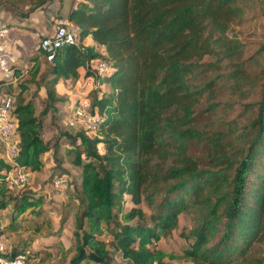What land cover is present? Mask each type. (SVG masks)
Returning <instances> with one entry per match:
<instances>
[{
  "label": "trees",
  "instance_id": "obj_1",
  "mask_svg": "<svg viewBox=\"0 0 264 264\" xmlns=\"http://www.w3.org/2000/svg\"><path fill=\"white\" fill-rule=\"evenodd\" d=\"M54 1L61 3L0 0V10L25 18ZM71 2L66 19L80 42L58 49L52 62L37 50L11 94L19 143L13 165L0 145V210L13 201L3 172L39 173L50 153L56 178L67 182L65 163L78 170L71 184L79 207L77 253L70 264H113L116 255L114 264H171L176 257L157 245L182 214L192 227L181 259L263 264L256 250L264 245V67L257 70L264 45L245 53L233 27L250 12L264 15V0ZM97 64L106 70L98 72ZM81 71L93 81L87 96L88 111L100 121L95 133H63V142H45L46 109L36 114L24 92L29 84L43 88L46 107L54 110L64 101L58 81L76 82ZM223 89L238 101L257 89L258 101L242 106L247 122L223 121L224 131L196 125L200 103L216 115ZM193 147L202 155L194 156ZM34 197L21 195L17 217L41 206Z\"/></svg>",
  "mask_w": 264,
  "mask_h": 264
},
{
  "label": "rangeland",
  "instance_id": "obj_2",
  "mask_svg": "<svg viewBox=\"0 0 264 264\" xmlns=\"http://www.w3.org/2000/svg\"><path fill=\"white\" fill-rule=\"evenodd\" d=\"M54 19L56 17L53 16L42 31L50 32L52 20ZM233 31L244 44L245 53L252 54L259 44L264 45V15L260 14L257 10L255 13H248L246 15V21L242 25L234 26ZM32 44L37 53L36 36H34ZM85 44L88 45L89 43ZM205 61L210 62V59L206 58ZM257 64V70L264 67V52ZM17 86L13 82L10 84L1 82L0 93L8 92L15 97L18 92ZM92 87L93 81L90 78L84 79L81 77L78 82L60 79L56 85V92L64 98V101L55 104L53 106L54 110H50L46 107L44 89L41 88L39 91H36L33 84L28 85V89L24 94L27 100H31L34 103L36 114L46 109L42 131V138L45 142L52 144L61 139L63 142V133L74 135L83 130L79 121L70 118H73V104L79 97H84L89 102L87 95ZM14 88L15 90L13 91ZM257 101V89L251 93L249 98L242 101H238L235 95H231L223 89L216 98V102L220 104L217 107L216 115L210 116L205 112L207 105L202 101L196 110L198 112L196 125L207 129L218 128L220 126L219 129L224 131L225 127L221 125L223 121L238 118L241 124H244L247 120L245 118L246 116L242 114V106L256 103ZM69 121L73 123L71 127L68 126ZM85 133L91 135L87 132ZM191 150L194 156L202 155L201 147H193ZM49 154L42 157L44 162L43 170L39 173H29L28 182L23 189L10 192L9 196L13 201L8 202V205L0 210V237L3 238L5 253L14 254L22 248L28 247L31 252V257L27 264H70L71 259L77 253V240L74 235L76 229L74 224L79 207L77 201L73 198L71 184L79 180L78 170L70 168L65 163L63 168L68 172V175L65 177L67 182L62 184L58 189L54 188L49 175L54 172L52 173V180L54 181L56 178L55 175L59 174V170L52 171L54 164L53 162L51 163ZM64 160L68 162L66 156ZM22 194H25L26 197L32 196V198L37 196L42 199V204L38 209L27 210L17 217L14 206L20 203ZM144 210L146 215H148L149 212L146 206ZM191 227V217L187 214H182L179 216L177 226L172 232L160 239L157 245L158 248L176 257L170 261L171 264H192L180 258L188 243L185 237ZM102 238L105 241L110 239L108 235H104ZM257 248V255L264 259V245L262 244ZM116 256L114 257L113 264L120 262ZM82 264L89 263L84 261Z\"/></svg>",
  "mask_w": 264,
  "mask_h": 264
},
{
  "label": "built area",
  "instance_id": "obj_3",
  "mask_svg": "<svg viewBox=\"0 0 264 264\" xmlns=\"http://www.w3.org/2000/svg\"><path fill=\"white\" fill-rule=\"evenodd\" d=\"M7 33L4 27H0V73L1 82L12 83L15 79L13 59L11 52L7 49L3 39ZM37 39V50L44 56L46 61L52 62L58 49L78 44L80 42L78 29L66 18H57L54 21L53 29L50 32L38 31L35 33ZM98 72L106 70L104 64L94 66ZM16 81V80H15ZM14 97L8 92L0 93V145L4 152L5 160L13 165L14 157L18 151V137L16 134V120L11 115L13 110ZM89 102L84 97H79L73 104V118L81 123L82 129L93 134L99 124V118L88 111ZM68 121V119H67ZM73 123L69 121L68 126ZM3 182L6 190L10 193L23 189L29 179V172L20 167H13L9 171L3 172ZM65 183V179L55 178L52 182L54 188H60ZM31 252L28 247L22 248L14 254L5 253L3 238L0 237V264H27Z\"/></svg>",
  "mask_w": 264,
  "mask_h": 264
},
{
  "label": "crops",
  "instance_id": "obj_4",
  "mask_svg": "<svg viewBox=\"0 0 264 264\" xmlns=\"http://www.w3.org/2000/svg\"><path fill=\"white\" fill-rule=\"evenodd\" d=\"M71 1L72 0H61L60 4L57 1H54L46 10L33 12L25 18L13 16L5 9L0 10V27L2 26L7 30L3 42L6 44L7 49L11 52L13 59L15 76L13 81L14 84L20 81L27 73L29 58L36 55V50L32 44L35 33L42 31L53 16L56 17V19L61 17L66 18V15L71 7ZM56 19L52 20L51 30L53 29L54 21ZM83 43L91 44V41L89 39H85ZM82 73L83 71L80 72V75H82ZM79 79L76 82H78Z\"/></svg>",
  "mask_w": 264,
  "mask_h": 264
}]
</instances>
